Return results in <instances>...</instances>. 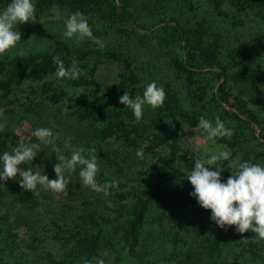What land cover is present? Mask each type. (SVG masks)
Wrapping results in <instances>:
<instances>
[{"label": "rangeland", "instance_id": "obj_1", "mask_svg": "<svg viewBox=\"0 0 264 264\" xmlns=\"http://www.w3.org/2000/svg\"><path fill=\"white\" fill-rule=\"evenodd\" d=\"M67 1L36 7L37 21L19 25L22 39L31 38L39 45L30 54L49 51L75 58L83 65L81 75L98 82L106 96L113 95L122 76L130 72L139 80L137 94L152 80L174 92L184 111V116L176 117L178 157L167 145L149 149L148 141L129 146L114 136L102 146L84 142L87 127L73 118L70 106L89 87L71 86L68 79H55L54 73L40 79L27 77L8 97L0 91V108L16 109L7 116L8 127L0 132V151L15 146L17 131L35 140L30 132L41 119L43 127L59 129L56 144L62 151L69 138L73 145L96 148L100 182L120 181L118 190L113 189L108 197L82 188L78 172L62 194L41 191L34 195L14 179L0 182V264H79L81 257L100 254L110 264H264V241H258L251 230L238 233L234 226L227 230L215 226L209 219L211 210L200 207L189 195L192 185L183 177L194 158L206 159L211 152L224 149L233 157L264 162V90L258 87L264 83V69L251 67L264 56L259 41L264 38V2L243 0L244 6H239V0H118L112 12L105 6L86 13L94 35L106 41L101 50L88 40L79 45L64 43L62 23L47 21L50 9L71 13ZM123 4L129 14H121ZM172 17L192 28L193 41L201 36L211 60L215 58L220 65H212L191 45L173 39ZM21 43L27 46L29 41ZM16 58L14 53L0 55L1 60ZM132 80L126 81L129 88ZM44 82H52V88L43 90ZM201 116L213 121L219 116L234 134L207 140L203 130L196 128ZM57 119L59 124L51 125ZM191 128H196V137ZM57 162L51 148L49 153L45 148L33 164L44 167L45 174L54 179ZM222 166L227 167L228 161ZM229 175L225 168L222 178ZM137 207L144 208L142 216H136ZM92 243L93 251H82Z\"/></svg>", "mask_w": 264, "mask_h": 264}, {"label": "clouds", "instance_id": "obj_2", "mask_svg": "<svg viewBox=\"0 0 264 264\" xmlns=\"http://www.w3.org/2000/svg\"><path fill=\"white\" fill-rule=\"evenodd\" d=\"M37 11L35 0H9L6 6L0 8V55L14 53V57H24L39 47L31 38L22 39L19 30V25L37 21ZM47 21L62 23L60 35L64 43L79 45L88 40L97 49L102 50L106 46L103 38L94 35L89 16L80 10L65 15L57 9H50ZM40 22L45 26L43 14L40 15ZM21 41L29 43L25 46ZM52 60L56 65L53 74L55 79L76 80L81 76L83 70L77 61L73 60L66 66L58 55H54ZM257 65L264 69V56L253 62L251 67L254 71ZM258 87L264 90V83ZM69 92L71 94V90ZM164 99V87L152 80L143 85L141 94L132 96L126 90L119 97V102L125 105V109L131 110L136 122H140L145 106L157 109ZM7 127V116L4 109L0 108V132ZM196 128L203 130L205 138L212 141L216 138H231L234 134V129L227 127L219 116L214 121L201 116ZM196 128H191L195 132L193 137L197 136ZM15 134L19 137L15 146L10 151H0V182L14 179L21 189L31 190L34 195H39L41 191L62 194L67 192L71 176L78 172L82 188H88L104 197L111 196L113 189L118 190L119 179H105L103 182L98 180L101 169L95 147L73 145L69 138L62 151L56 144L59 134L50 127H36L32 130L30 135L35 140L26 139L18 131ZM193 143L194 148H198V144ZM45 148L48 153L51 148L58 161L53 165L56 174L54 179L45 174L44 167L33 164L35 157ZM142 153V148L137 150L138 156ZM223 161H228L227 167L222 166ZM22 165L27 167H21ZM225 168L231 172L227 179L222 178ZM183 177L192 185L189 195L200 207L211 210L209 219L215 226L224 230L234 226L238 233L251 230L258 241H264V162L233 157L230 150L224 149L211 152L206 159L194 158V164L184 172ZM79 264H110V260L106 255L100 254L92 258L81 257Z\"/></svg>", "mask_w": 264, "mask_h": 264}, {"label": "trees", "instance_id": "obj_3", "mask_svg": "<svg viewBox=\"0 0 264 264\" xmlns=\"http://www.w3.org/2000/svg\"><path fill=\"white\" fill-rule=\"evenodd\" d=\"M117 1L118 0H68L66 5L72 12L80 10L85 14L104 9L105 6L112 12V10L116 8ZM120 1V3H122V0ZM259 1L264 2V0ZM8 2L9 0H0V5L6 6ZM237 2L239 6H244L243 0ZM35 3L36 7L44 9L60 4L61 0H35ZM123 12L129 14V11L126 9V4H123L121 7V14ZM172 21L173 24H169V28L173 39L191 45V47L197 51L198 55L204 57L203 59L209 61L212 65H220V62L215 60V58L211 60L210 57L213 56L209 55L207 45L202 43L201 36L197 41H193V31L191 27L181 24L180 20L176 17H172ZM259 41L264 47V38H261ZM54 55H57L56 52L46 51L32 53L12 60L0 59V91L3 92L2 96L8 97L12 95V93L18 90V87L25 82L27 77L35 76L40 79L43 76L53 74L56 68L52 60ZM60 58L64 60L66 66L70 65L72 61L75 60V58L67 59L61 56ZM79 66L81 68L83 67L81 64H79ZM130 73L122 76V81L118 87L113 90V95L108 96L102 92V86L93 79H87L81 75L79 79L69 80L71 86L89 87L88 90L85 91L87 93L80 95L78 101H76L73 106H70L72 107L73 118L78 120L80 125L83 124L87 127L86 133L83 134L84 142L87 140L89 143L95 141L96 146H102L106 143L107 138L114 136L122 138L124 144L129 146H135L141 141H148L149 149L156 150L159 146L167 145L171 147L173 155L178 157L177 153L180 146L179 126L176 117L177 115L184 116V111L179 103L178 96L174 92L164 89L165 99L163 104L158 107L156 112H153L152 109H144L142 120L136 122L131 110L125 109V105L118 101L120 95H123L126 90H128L132 96L137 95L136 83H138L139 80L136 75H133V72ZM130 79H133L132 88L126 85V81ZM40 87L48 91V88H52V82H44ZM60 92L62 94L66 93L64 90ZM54 95H56V93ZM69 99L72 98L70 97ZM4 112L5 115L8 116L15 113L16 109L15 107H11L4 110ZM58 121L60 122L59 119L52 120L51 125L59 124ZM44 122L45 121L41 119L35 121L39 127H43L45 125L43 124ZM52 130L54 132L59 131L57 128H52ZM85 136L86 138H84ZM77 142L79 143L80 140H77ZM166 167H168L167 164ZM143 209L142 207H137V209H135L136 216H142ZM94 248L95 246L93 243L86 244L82 251H93Z\"/></svg>", "mask_w": 264, "mask_h": 264}]
</instances>
